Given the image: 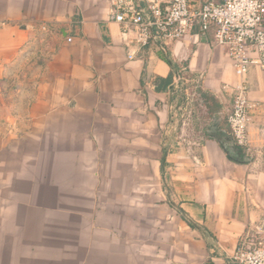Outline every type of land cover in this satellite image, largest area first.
Masks as SVG:
<instances>
[{"label": "crops", "instance_id": "0c3cea01", "mask_svg": "<svg viewBox=\"0 0 264 264\" xmlns=\"http://www.w3.org/2000/svg\"><path fill=\"white\" fill-rule=\"evenodd\" d=\"M149 1L132 0L143 10ZM204 1L190 0L193 7ZM111 9L112 0H0V189L19 191L13 204L25 208L22 191L97 188L103 159L111 158L113 175H134L130 183L144 176L140 183L160 191L148 205L159 206L166 222L175 219L174 233L151 228L142 245L131 233H73L68 264H232L238 241L264 227V72L247 73L248 147L235 144L246 159L237 162L221 145L231 142L226 110L237 80L226 50L210 32L139 47ZM176 73L184 79L178 84ZM190 87L197 112L185 146L179 132ZM170 173L181 175L168 180ZM5 214L14 216L7 207ZM53 218L35 215L33 232L62 233ZM26 219L18 218L15 243H31L33 260L41 237L30 241ZM5 255V264H24L20 245Z\"/></svg>", "mask_w": 264, "mask_h": 264}, {"label": "rangeland", "instance_id": "374dc122", "mask_svg": "<svg viewBox=\"0 0 264 264\" xmlns=\"http://www.w3.org/2000/svg\"><path fill=\"white\" fill-rule=\"evenodd\" d=\"M192 91V87L186 89L188 94L187 96L185 95L186 98L184 97L185 106L182 108V114L180 113L183 120L179 132L180 141H182L181 138L187 135L189 136L190 133H194L193 117L195 114L194 111H196L195 103L197 99L192 95ZM198 115L199 113L197 116ZM182 144L187 146V142L185 141H182ZM102 164L105 172L103 175L97 176V180H100L97 188L83 191H22L28 194L25 196L28 199H26L27 202H25L28 206L25 205V208L22 205L13 204L16 203L17 199L14 198L19 191H6L0 189V264H5L3 258L6 256V250L11 249L13 251V248L16 249L19 245L23 253L24 264H68V251H73L78 241L76 234L73 235V233H82L84 230L87 231V233H98L97 231H100L99 233H101V231L104 233H131L133 237L132 240H135L139 245L144 244L145 240L141 236L149 233V229L151 228L153 233H160V229H166V227L169 229L170 233H174L176 227L175 219L169 217L168 222H166L164 215L163 218L161 217L159 206L148 205L159 199L158 195L160 191H157L155 188L151 190L145 187L146 183H140V181H144V179H141L142 177L144 178V176L138 178V175H136L134 180H130V183L128 177H134V175H113V173L110 172L112 166L111 158H104ZM180 175L181 174L170 173L167 175V178L169 176L168 180H171L173 176L177 179V176L180 177ZM91 177L96 178L94 175ZM133 181L139 182L135 184ZM119 184H124L126 189H120L118 186ZM130 184L137 188H128L127 185L129 186ZM96 185V180H93V182L89 184L90 187ZM59 195L60 198L56 199L55 197H59ZM68 197H74V204L68 203ZM145 197L147 199H145ZM148 197H151L153 202H148ZM9 198H13V200ZM37 198H39L40 205H37ZM7 203L9 205H7ZM6 207L9 209V213L14 215L12 218L10 217L12 220H10V218L8 219V215L5 214ZM53 213L55 214V218L52 220H56L57 222L62 221V227L60 226V229H58L59 232L61 230L62 233H34L32 228V226L35 227V223L32 221L33 217L37 214L44 217L49 214L52 215ZM21 214H24L25 217L30 219H26L24 222L25 226L30 225V241H32V234H34V236L40 234L41 237L38 246L40 248L39 258L33 259L35 260L34 262L28 249L32 244L26 243L23 245L20 241L18 245L15 243L16 233H23V231L19 229L23 223L18 221ZM39 223L40 222H38V224ZM46 223L48 224V222ZM45 228H48V225ZM37 229L40 230L41 228L37 227ZM68 233L69 235L70 233L72 234L68 236ZM48 236H51L52 239H46ZM153 236H148L146 238L148 239L147 243L151 242L153 246L159 245L160 238ZM1 237L5 238L4 240L6 242L8 241L9 244H13L9 246L5 244L2 245ZM48 241L51 242V245ZM48 247H50L51 251ZM70 263L73 264V262Z\"/></svg>", "mask_w": 264, "mask_h": 264}, {"label": "built area", "instance_id": "2783aa9c", "mask_svg": "<svg viewBox=\"0 0 264 264\" xmlns=\"http://www.w3.org/2000/svg\"><path fill=\"white\" fill-rule=\"evenodd\" d=\"M110 19L139 47L152 41L166 46L197 33L212 34L226 50L237 80L230 85L231 107L226 110L230 137L248 147L249 102L247 73L255 66L264 72V0H206L193 7L190 0H150L146 10L132 0H112ZM67 37V41H71ZM184 80L176 73L175 84ZM232 264H264V227L242 237L229 257Z\"/></svg>", "mask_w": 264, "mask_h": 264}, {"label": "water", "instance_id": "95a60500", "mask_svg": "<svg viewBox=\"0 0 264 264\" xmlns=\"http://www.w3.org/2000/svg\"><path fill=\"white\" fill-rule=\"evenodd\" d=\"M231 139V142H222L221 145L225 149L227 155L234 159L235 161H246L245 158L240 157V152L238 148L236 147L235 143L233 142V139Z\"/></svg>", "mask_w": 264, "mask_h": 264}, {"label": "trees", "instance_id": "16d2710c", "mask_svg": "<svg viewBox=\"0 0 264 264\" xmlns=\"http://www.w3.org/2000/svg\"><path fill=\"white\" fill-rule=\"evenodd\" d=\"M190 226H194L192 222L187 221Z\"/></svg>", "mask_w": 264, "mask_h": 264}]
</instances>
